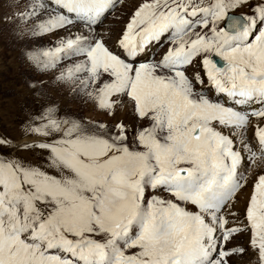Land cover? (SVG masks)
Masks as SVG:
<instances>
[{
    "label": "snow or ice",
    "instance_id": "6c2138e0",
    "mask_svg": "<svg viewBox=\"0 0 264 264\" xmlns=\"http://www.w3.org/2000/svg\"><path fill=\"white\" fill-rule=\"evenodd\" d=\"M0 7L37 103L0 135V264H264V0Z\"/></svg>",
    "mask_w": 264,
    "mask_h": 264
},
{
    "label": "rangeland",
    "instance_id": "374dc122",
    "mask_svg": "<svg viewBox=\"0 0 264 264\" xmlns=\"http://www.w3.org/2000/svg\"><path fill=\"white\" fill-rule=\"evenodd\" d=\"M128 2L132 3L134 0ZM4 3L5 0H0V5ZM8 11L7 7H0V17ZM20 48V42L11 34V25L0 22V135L6 134L10 137L22 135L21 122L25 113L37 107L25 83L30 73L22 61ZM47 99L61 103L62 108L79 110L78 106L69 105L60 95L52 94Z\"/></svg>",
    "mask_w": 264,
    "mask_h": 264
}]
</instances>
